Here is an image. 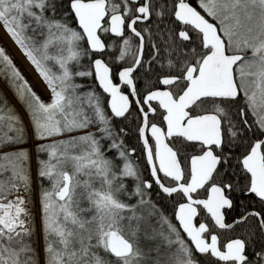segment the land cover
<instances>
[{"label":"snow or ice","instance_id":"snow-or-ice-1","mask_svg":"<svg viewBox=\"0 0 264 264\" xmlns=\"http://www.w3.org/2000/svg\"><path fill=\"white\" fill-rule=\"evenodd\" d=\"M198 7L206 15L188 0H0V26L43 78L48 100L3 47L0 63L26 105L28 129L38 141H50L36 146L47 154L39 177L50 182L39 193L41 257L32 241L34 215L19 194L31 192L25 122L3 102L0 124L8 132L0 146L15 150L4 152L0 164V176L11 171L0 185V264H200L197 253L224 264H264V0H198ZM102 35L122 43L106 44ZM106 48L118 49L113 63L131 58L118 73L128 94L113 82L109 63L92 58ZM140 68L156 74L153 90L142 97L133 79ZM93 76L102 93L76 82ZM130 96L140 106L137 135L151 179L130 158L136 149L114 122L131 115ZM93 126L97 132L88 130ZM232 168L245 180L239 191L262 206L235 224L255 217L259 233L220 244L208 224L194 220L202 209L218 228L233 227L224 214L237 190L225 179ZM153 185L157 195L181 197L172 216L152 199ZM199 190L206 198H194ZM13 191L18 194L8 200Z\"/></svg>","mask_w":264,"mask_h":264},{"label":"trees","instance_id":"trees-1","mask_svg":"<svg viewBox=\"0 0 264 264\" xmlns=\"http://www.w3.org/2000/svg\"><path fill=\"white\" fill-rule=\"evenodd\" d=\"M189 2L199 9L198 4H197V0H190ZM65 3H67V0H65ZM200 10L203 12L202 9H200ZM146 23L147 22H145V24ZM167 23H169V21L165 20V24H167ZM72 26L77 27L76 21H72ZM152 27H153V32L155 33L156 32L155 24H153ZM145 35H146L145 60L147 61L148 59H150L149 53H150L151 49L148 46L147 34H145ZM101 38L105 40L106 44H112L114 42H122L121 39L111 37V36L105 37L104 35H102ZM134 43H136L135 40H134ZM0 47H2V46H0ZM6 53L10 56V54L7 51H6ZM118 55H119V52H117V48H106L105 54L103 56H101L105 60V62L109 63V66L112 68L113 82H117L118 70L124 66H129L130 61H131L130 57H126L125 61H115L113 63L112 59H110V57L114 58L115 56H118ZM94 56H96V55H93V57ZM12 61H13V59H12ZM163 62L165 64L167 63L166 58L163 60ZM13 63H14V61H13ZM81 63L83 65L87 66L89 64L88 58H84L81 61ZM15 66H16V64H15ZM154 67L156 68L157 71L159 70V65H155ZM3 69H4V66L2 63H0V106H2L3 102L6 100L8 103V106L11 107L14 110V112L20 116L21 120H23L25 122V119H24L22 112L20 110L22 108L23 112L28 116L29 123H30L31 118L27 112L26 105L20 100L19 96L17 95L16 89L13 86L11 78H10V73L6 72ZM133 79L136 83L137 91H138L139 95L142 97L147 91L153 90V85L156 82V74H155V72H153L152 74H146L144 68H140V69H138V71L136 73L133 74ZM1 82H2V84L5 85L7 90H10L12 92V95H13V98L15 101H13V99L10 98L6 89L3 88V86L1 85ZM76 82L77 83H83L85 85H91L98 92H101L97 86V83L94 79V76L93 77H87V78H79L78 77V78H76ZM84 90L87 91L88 89L85 88ZM103 96L105 99L106 110L109 112V110L107 108V97L104 94H103ZM130 112H131V115H129L126 120L123 118H116L114 122L119 127H123L125 129V132L127 133V135L123 138L125 139L126 145L129 147V149H131L133 147L136 149V151L134 153H132V155H133L132 158L131 157L130 158L132 159V161L135 164L139 165V167L142 171V167L145 164H144V161L142 159V155L140 154V151H139L140 143H139L138 135H137V128L140 124V119H138L139 114L137 112V108L134 105L130 108ZM24 127H25V138L23 141V145H26V146H24V148L29 153V158H30L29 159V165H30V173L29 174L31 177V192H30V194L29 193H27V194L30 197L32 204H34V202L37 201L40 205L39 193L41 191V187L49 188L50 182L48 181V179L46 177L45 178L39 177V174H38L39 173V161L40 160H46L47 154L38 151L36 146L40 143H49L50 141H38L34 135V128L29 130L26 122L24 123ZM93 127H99V126H93ZM93 127H91V128H93ZM6 132H8L6 125L0 124V141H2L4 133H6ZM93 132H97V131H93ZM8 134L12 135L13 133H8ZM31 141L34 143L32 148L27 146V144H29V142H31ZM104 143L107 144L108 142L105 141ZM198 148H199V145H195L194 147L187 148L186 151L189 154H193L198 150ZM0 150H2L0 152V164H3V163H5L2 159L3 153L6 151H12L15 149L0 146ZM237 154H238V152H237ZM108 155L114 156L115 150H112L111 152H109ZM232 164L235 165L234 160L232 161ZM10 175H11V171L9 170L3 176H0V185H3L5 182H7ZM143 175L145 178L151 179L148 175H145V174H143ZM225 179H226V181H231L234 185L237 186V190L232 194V197H231L233 199V208L224 210L225 221L227 223L233 221L236 218H239L250 207L253 208L254 210H257V211L261 210L262 206L259 203L257 198H255L254 196H251V195L245 196L244 194H242L239 191V188L243 187L245 180H244V177L239 174L238 169H235V168L230 169L228 171ZM216 180L219 181L220 177L217 176ZM125 182L128 184L133 183L131 178H127ZM152 191H153L152 199L155 202H157L158 206L163 207L166 215L172 216L173 210H174V204L177 200H180L181 197L179 195H176V194H174L173 197H170V198L164 196L163 194L157 195L156 193H157L158 189L155 185H153ZM12 194H13V192L10 195H8L7 198H9ZM205 195H206V193L204 192V190H200L199 195H197V196H205ZM200 219L206 221L207 224L209 225L210 231H214L218 235L220 244H224L225 241H227L231 238H235V237L243 238L250 230H255L257 234L259 233L258 222L253 217H249V219L246 223H242L240 225H234L231 229H217L211 223L208 216L202 210H201V213L199 216V220ZM174 223H176L175 220H174ZM41 235H42V247H44L43 232L42 231H41ZM32 241H33L35 248L39 252V241H38V236H37L36 230H35L34 235L32 237ZM196 256H197V259L199 260L200 264H224L220 261L213 259L209 254L197 253Z\"/></svg>","mask_w":264,"mask_h":264},{"label":"rangeland","instance_id":"rangeland-1","mask_svg":"<svg viewBox=\"0 0 264 264\" xmlns=\"http://www.w3.org/2000/svg\"><path fill=\"white\" fill-rule=\"evenodd\" d=\"M197 4H198V0H197ZM0 30L7 36V38L10 40L11 43L14 44V46L19 50V52L23 55L24 59L26 60V62L29 64V66L33 69V71L35 72V74L37 75V78L39 79V82L41 83V85H39L38 83H36L32 78L30 73L28 72V70L26 69V67L19 61L18 57L14 54L12 48L10 47V45L8 44V42L5 40V38L2 36V34L0 33V46H2L9 54L10 57L13 59L14 63L16 64V67L20 70L21 74L24 76V78L27 80L28 84L32 87L33 91H35L37 93V95L41 96V98L45 101L48 100L49 97V90L47 89V85L44 82L43 78L39 75V73L37 72V70L35 69V66L31 64V62L26 58V56L23 54L22 50L20 49V47L14 42V40L6 33L5 29L0 26ZM55 71V69H53ZM3 88L6 89L5 85L2 84ZM8 95L10 96V98L14 100L12 92L10 90H7ZM21 108V107H20ZM22 112V115L25 119L26 124H29V118L28 116L23 112L22 108L20 109ZM98 127H93L88 129L89 131H97ZM62 138H67L62 137ZM44 141H48V140H44ZM33 142H29V144H27V146H29L30 148H32L33 146ZM26 145H23V147ZM2 150H0L1 152ZM132 154H131V158H132ZM18 193L16 191H13V194L7 198L8 200H13L16 195ZM25 196L26 200L28 201V208L29 210L33 213L34 215V228L37 232V236H38V241H39V252L41 253V257H43V247H42V235H41V231H42V211H41V205H39V203L37 201L34 202V204L31 203V199L28 196V194L26 192L23 191V188L20 189V193Z\"/></svg>","mask_w":264,"mask_h":264},{"label":"flooded vegetation","instance_id":"flooded-vegetation-1","mask_svg":"<svg viewBox=\"0 0 264 264\" xmlns=\"http://www.w3.org/2000/svg\"><path fill=\"white\" fill-rule=\"evenodd\" d=\"M118 39H120V38H118ZM119 43H122V42H119ZM117 52H118V49H117ZM94 58H96V57H93V59ZM117 82H118V80H117ZM121 90L125 93V94H128L129 93V90H128V88L125 86V85H122L121 86ZM147 93V92H146ZM145 93V94H146ZM144 94V95H145ZM130 98V100H131V107L134 105L136 108H137V112H138V106H137V104L135 103V101L134 100H132V98H131V96L129 97ZM137 98V97H136ZM153 104V106L155 107L156 106V103H152ZM145 107V110L147 111V106L145 105L144 106ZM162 111V110H161ZM150 121H153V122H157V123H159L160 122V116L159 115H153V114H150ZM161 126H164V125H161ZM149 136V135H148ZM150 137V136H149ZM139 143H140V147H139V151H140V154L142 155V159H143V161H144V166L142 167V173L143 174H145V175H148L149 177H150V168H149V166L147 165V163H146V159H145V151L143 150V148H142V143L140 142V140H139ZM150 144H152L153 146H154V140H151L150 139ZM183 166V165H182ZM161 176H163V174L161 173L160 174ZM194 197L195 198H198V199H201V198H205L206 197V195L205 196H197L196 194L194 195ZM248 211H257V210H254L253 208H249L245 213H247ZM200 213H201V210H200V212H199V215L195 218V224L198 226L199 225V223H201V222H203V223H206L207 224V222L206 221H204V220H199V216H200ZM244 213V214H245ZM209 218V217H208ZM257 222H258V220H257V218H255V217H253ZM237 219V218H236ZM235 220V219H234ZM233 220V221H234ZM232 222V221H231ZM227 223V222H226ZM228 223H230V222H228ZM236 225V224H235ZM234 226V225H233ZM211 233H215L214 231H210ZM207 235V234H206ZM209 236L210 235H207V238H208V240H209ZM235 238H237V237H235ZM232 239V238H231ZM228 241V240H227ZM226 242V241H225ZM225 242H224V244H225ZM210 255V254H209ZM211 256V255H210Z\"/></svg>","mask_w":264,"mask_h":264},{"label":"bare ground","instance_id":"bare-ground-1","mask_svg":"<svg viewBox=\"0 0 264 264\" xmlns=\"http://www.w3.org/2000/svg\"><path fill=\"white\" fill-rule=\"evenodd\" d=\"M0 33L2 34V36L5 38V40L8 42V44L10 45V47L12 48L14 54L18 57L19 61L26 67V69L28 70V72L31 75V78L38 83L39 85H41V83L39 82V79L37 78V75L35 74V72L33 71V69L29 66V64L26 62V60L24 59L23 55L19 52V50L14 46L13 43L10 42V40L7 38V36L0 30Z\"/></svg>","mask_w":264,"mask_h":264},{"label":"water","instance_id":"water-1","mask_svg":"<svg viewBox=\"0 0 264 264\" xmlns=\"http://www.w3.org/2000/svg\"><path fill=\"white\" fill-rule=\"evenodd\" d=\"M190 0H188V2H189ZM190 3V2H189ZM192 6H194V5H192ZM195 7V6H194ZM202 14V13H201ZM77 25H78V22H77ZM96 58H101V57H96ZM95 59V58H94ZM120 70H122V68L120 69ZM119 70V71H120ZM119 71H118V73H119ZM118 73H117V79H118V83H116V84H118V85H120V87L123 85V84H121L120 83V81H119V78H118ZM97 82V86H98V88H99V85H98V81H96ZM127 87V86H126ZM128 88V90H129V92L131 91V89L129 88V87H127ZM100 89V88H99ZM100 91L102 92V89H100ZM106 96H107V98L108 99H110V97H108V95L107 94H105ZM131 98H132V100H136L137 98L135 97V96H131ZM130 99V98H129ZM131 101V100H130ZM152 103H156L155 101H153ZM138 107H140L139 105H137ZM108 110H109V112H110V108H108ZM147 135H149V136H151V134H150V131L147 133ZM261 138H264V137H261ZM141 143H142V141H140ZM145 159H146V152H145ZM150 168V167H149ZM206 198V197H205ZM201 199H204V198H201ZM204 212L206 213V211L204 210ZM248 212H251V211H248ZM207 214V213H206ZM246 214V213H245ZM208 216H209V214H207ZM210 217V216H209ZM211 219V218H210ZM239 218H237V219H235L234 221H232V222H230V223H227V224H232V225H235V221L236 220H238ZM212 221V220H211ZM177 222V221H176ZM195 223V222H194ZM212 223L214 224V221H212ZM177 224H178V222H177ZM215 225V224H214ZM217 227V226H216ZM218 228V227H217ZM226 229V228H225ZM215 234V233H214ZM185 236H186V234H184ZM209 242H210V236H209ZM228 242V241H227ZM226 242V243H227ZM225 243V244H226ZM194 247V246H193ZM223 250V249H222ZM214 259H216L217 260V258H215V257H213ZM220 262H223V261H220Z\"/></svg>","mask_w":264,"mask_h":264}]
</instances>
